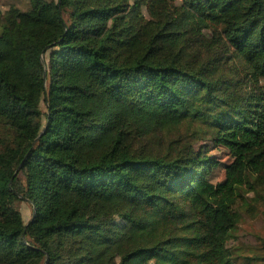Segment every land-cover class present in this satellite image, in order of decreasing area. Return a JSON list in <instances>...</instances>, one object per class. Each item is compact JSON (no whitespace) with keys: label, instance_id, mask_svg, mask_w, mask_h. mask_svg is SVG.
<instances>
[{"label":"trees","instance_id":"16d2710c","mask_svg":"<svg viewBox=\"0 0 264 264\" xmlns=\"http://www.w3.org/2000/svg\"><path fill=\"white\" fill-rule=\"evenodd\" d=\"M261 204L264 0L0 12V264H264L230 244Z\"/></svg>","mask_w":264,"mask_h":264},{"label":"rangeland","instance_id":"374dc122","mask_svg":"<svg viewBox=\"0 0 264 264\" xmlns=\"http://www.w3.org/2000/svg\"><path fill=\"white\" fill-rule=\"evenodd\" d=\"M17 6L18 8L25 10L28 6V0H0V12L3 13L9 6ZM190 130L186 127V130ZM183 130V129H181ZM183 133H185L183 131ZM194 138V139H192ZM191 141L196 148L204 146V150L213 156L216 163L210 168V179L214 182L223 180L225 173V166L231 161V153L222 145L216 144L210 141L206 137L196 138L191 137ZM251 195V192L248 193ZM22 214L25 219H28L30 215V205L25 200L18 203ZM264 238V204L259 206L256 213L252 211H246L234 230L230 244L237 246L243 253H256L261 254L260 243Z\"/></svg>","mask_w":264,"mask_h":264},{"label":"water","instance_id":"95a60500","mask_svg":"<svg viewBox=\"0 0 264 264\" xmlns=\"http://www.w3.org/2000/svg\"><path fill=\"white\" fill-rule=\"evenodd\" d=\"M43 75H44V77H45V72L43 73ZM46 260H47V258L45 259V263H46Z\"/></svg>","mask_w":264,"mask_h":264}]
</instances>
